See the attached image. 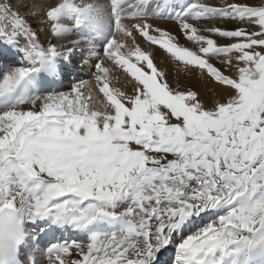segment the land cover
Instances as JSON below:
<instances>
[{"label":"snow or ice","instance_id":"6c2138e0","mask_svg":"<svg viewBox=\"0 0 264 264\" xmlns=\"http://www.w3.org/2000/svg\"><path fill=\"white\" fill-rule=\"evenodd\" d=\"M109 4L0 0V264H264V0Z\"/></svg>","mask_w":264,"mask_h":264},{"label":"bare ground","instance_id":"6f19581e","mask_svg":"<svg viewBox=\"0 0 264 264\" xmlns=\"http://www.w3.org/2000/svg\"><path fill=\"white\" fill-rule=\"evenodd\" d=\"M104 1L105 0H80V3H82V4H85V3L90 4L91 3L94 7H96L97 9H99L100 8L99 7L100 4H105ZM105 5H107V4H105ZM105 5H102V6H105ZM108 5H110V4H108ZM104 8H103V10L101 12L104 11ZM108 8H109V6H108ZM107 13H109V12H107ZM105 16H104V25H103V27H101V28H93V30L96 31V32H99L100 35H101V33H103L106 36L107 35H110V34H114L116 36V38H119L118 40H121V41L127 40L128 37L125 35L124 32H118L116 30H115V32L112 31L113 30V27L110 26V24L108 23L107 18ZM122 21H123L122 23H123L124 26H126V27H130L131 26L130 23L132 22V20L130 21V19L124 18V19H122ZM136 22L137 21L135 20V23ZM154 23H159L161 25L167 26V27L172 28L174 30V25H173V23L171 21L169 22V21H166V20H161V21L158 20V21H154ZM45 27H47V26L45 25ZM137 39H138L139 43L143 47L147 48V43H146V41L142 37H137ZM97 41L100 42V40H97ZM97 45H98V43H96V46ZM153 47H154V62L157 64V67H166L168 69L169 74H171V72L173 70H176L175 65L173 63H171V57L166 52H164L163 50L158 49L156 46H153ZM87 54L88 53H85V55H87ZM161 61H164V63L161 64ZM85 64H89V61H85ZM0 80H2V79H0ZM180 81H181V83L183 85H188V84H192L193 83L194 87H199V88H196V89H199V91L204 90V89H202V88H204V86H202L200 83L193 82V81L191 82V80H189L188 78H185L184 76H181L180 77ZM201 86H202V88H200ZM128 87H131V86L129 85ZM108 227L109 226L107 225V228ZM170 255H171V252H170ZM255 259H256V264H261V257L259 255H257L255 257Z\"/></svg>","mask_w":264,"mask_h":264},{"label":"rangeland","instance_id":"374dc122","mask_svg":"<svg viewBox=\"0 0 264 264\" xmlns=\"http://www.w3.org/2000/svg\"><path fill=\"white\" fill-rule=\"evenodd\" d=\"M108 2V3H107ZM210 2H212V3H214V4H219L220 3V0H210ZM229 2H239V0H229ZM90 3V2H89ZM104 3L105 4H107V5H105V4H100V8H99V10L100 11H102L103 10V8H104V11L103 12H101L102 13V15L103 16H105L106 18H107V21H108V23L110 24V26H112V27H114L113 26V24H112V12H110V11H112L111 10V5H108L109 4V0H105L104 1ZM85 4H88V3H85ZM91 4V3H90ZM102 5H105V6H102ZM102 6V7H101ZM107 6V7H106ZM108 6H109V8H108ZM107 12H109V13H107ZM130 21H131V19H130ZM159 21H161V20H159ZM166 21H169V20H166ZM123 21H121V23H122ZM170 22V21H169ZM172 22V21H171ZM130 23V22H129ZM132 23L134 24L135 23V20L133 21L132 20V22L130 23V25H132ZM122 25H123V23H122ZM124 26V25H123ZM234 25H229V27H233ZM174 30H175V28H174ZM116 31H118V32H123V31H121L120 29H116ZM99 33V32H98ZM100 34V33H99ZM102 35H104L103 33H101V35H100V37L102 36ZM138 37H140V36H138ZM119 38H117V40H118ZM182 43H187L186 41H184L183 40V38H182V41H181ZM95 43H100L99 41H97V42H95ZM84 47H87L86 45H84ZM87 55H89V53L87 54ZM82 63H85V61H82ZM91 61H89V64L91 65ZM89 64H87V65H89ZM89 65V66H90ZM159 68V67H158ZM78 71L80 72V74H82L83 76H84V78H87V76H88V68L87 67H85V68H81V69H78ZM82 75H80L81 76V78H83L82 77ZM181 76H183V74H181L180 75V77ZM180 77H179V79H180ZM176 78V70H173L172 72H171V74H169V80L170 81H172L173 79H175ZM0 79H2V76H0ZM0 81H2V80H0ZM198 82V83H200L202 86H204V88H202V86L200 87V88H202V89H204V90H202L201 92L202 93H205L206 95H209L211 98H213V99H215V98H217V97H215L213 94H212V89H213V84H211V83H209L208 81H204V80H200V81H197L195 78H193V79H191V82ZM187 86H189V87H194V85H193V83L192 84H188ZM194 88H199V87H194ZM206 88V89H205ZM63 90V89H62ZM127 90L129 91V92H131V87H128L127 88ZM199 90V89H198ZM199 225L197 224L196 225V227H198ZM171 256H174V253H172L171 252Z\"/></svg>","mask_w":264,"mask_h":264}]
</instances>
